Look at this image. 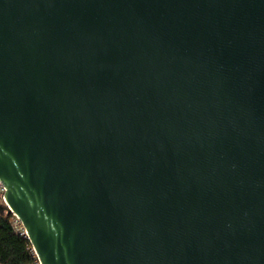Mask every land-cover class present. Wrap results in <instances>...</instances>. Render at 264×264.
Returning <instances> with one entry per match:
<instances>
[{"label":"water","instance_id":"water-1","mask_svg":"<svg viewBox=\"0 0 264 264\" xmlns=\"http://www.w3.org/2000/svg\"><path fill=\"white\" fill-rule=\"evenodd\" d=\"M0 179L42 264H264V0H0Z\"/></svg>","mask_w":264,"mask_h":264},{"label":"trees","instance_id":"trees-1","mask_svg":"<svg viewBox=\"0 0 264 264\" xmlns=\"http://www.w3.org/2000/svg\"><path fill=\"white\" fill-rule=\"evenodd\" d=\"M13 216L9 207L0 203V261L2 264H30L35 259L32 243L26 235L15 231Z\"/></svg>","mask_w":264,"mask_h":264},{"label":"built area","instance_id":"built-area-1","mask_svg":"<svg viewBox=\"0 0 264 264\" xmlns=\"http://www.w3.org/2000/svg\"><path fill=\"white\" fill-rule=\"evenodd\" d=\"M5 190H6V187H5L4 183L2 182V180L0 179V203L4 202L9 207V209L12 211L10 206L7 204V201H6V198H5ZM12 213L14 214V216H13V224H14L15 231H17V232H19V233H21L23 235H26L28 237L27 230L24 227L23 223L21 222L20 218L13 211H12ZM32 250L34 251L35 259L30 264H42V262L39 259V257L37 255L33 245H32ZM0 264H2L1 261H0Z\"/></svg>","mask_w":264,"mask_h":264}]
</instances>
